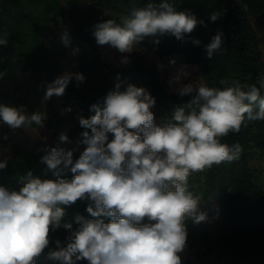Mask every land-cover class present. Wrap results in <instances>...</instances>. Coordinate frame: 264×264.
<instances>
[{"label": "clouds", "instance_id": "9594fccd", "mask_svg": "<svg viewBox=\"0 0 264 264\" xmlns=\"http://www.w3.org/2000/svg\"><path fill=\"white\" fill-rule=\"evenodd\" d=\"M222 15L214 11L209 18L215 22ZM121 19V23L113 19L97 23L92 34L98 45H110L122 54V65L130 63L127 54L145 37L167 34L183 41L185 34L204 23L188 10L178 11L169 0L133 7ZM222 36L217 32L205 46L209 59L221 49ZM61 40L69 46L67 31ZM192 42L200 44L198 39ZM7 44L6 36L0 38V46ZM4 74L0 72V77ZM188 75L181 69L169 84L176 85L179 96L191 99L159 124L150 110L155 98L147 89L129 84L121 91V83H116L102 104L90 106L94 115L79 118L86 130L77 145L86 147L78 159L73 160L75 149L60 146L69 142L61 133L57 145L41 157L45 174L51 172L55 179L28 171L20 177L19 191L0 186V264H36L45 249L48 259L61 264L83 260L89 264H182L180 254L188 236L185 221L200 224L208 218L200 210L202 195L189 188V176L214 164L238 161L240 144L229 146L221 138L238 133L245 120H264V71L254 84L224 79L222 88L209 87L202 77L184 83L182 78ZM73 78L78 84L85 80L82 73H64L47 85L42 104L64 95ZM46 119V111L29 114L23 105H0V123L12 130L43 127ZM6 167L7 159L0 160V169ZM66 171L73 174L71 180L65 178ZM78 200L91 201L86 208L91 218L77 214L74 220H65L64 206ZM58 229L68 234L63 242L55 239V248H50Z\"/></svg>", "mask_w": 264, "mask_h": 264}, {"label": "trees", "instance_id": "16d2710c", "mask_svg": "<svg viewBox=\"0 0 264 264\" xmlns=\"http://www.w3.org/2000/svg\"><path fill=\"white\" fill-rule=\"evenodd\" d=\"M159 3L160 0H127V15L133 7H144L147 3ZM178 11L188 10L197 20L204 21L197 24L190 34H185L183 41L174 36L163 35L145 37L139 44L148 52L170 64H193L197 67L200 77L209 87H224L221 80H239L242 84H254L260 72L264 71V61L261 59L255 30L250 23L253 17L259 27H264V0H169ZM42 13L48 15L61 8L60 0H37ZM17 7L16 15L11 6ZM222 11L223 15L215 22L210 20V14ZM68 18L72 25L73 38L87 43L94 48V25L116 18L95 19L88 11L71 4ZM30 24L31 29L27 27ZM34 18L22 12L21 0H3L0 8V38L6 36L7 46H0V72L5 73L0 80H5L17 86V73L21 67L27 66L38 57L44 68L51 75L57 71L48 57L43 55L42 42ZM217 32H222L221 49L211 59L207 57L205 46L211 42ZM159 43H154L155 40ZM198 39L199 45L192 41ZM29 45L36 47L30 51ZM175 61V63H172ZM78 73L85 76L82 83L73 78L66 87L62 97L71 108L70 114L75 119V126L66 135L68 138L82 137L86 129L79 124V118H89L94 115L90 106L103 103L109 91L114 90L110 78H117L127 84L139 85L148 90L155 98L153 112L166 120L170 118L174 108L188 103L191 96H179L175 91H169L167 82L159 76L158 68L153 64L145 65L138 59H133L122 67L112 66L99 57L90 60L79 67ZM124 89H121L123 91ZM264 96V89L261 90ZM8 101L7 93L0 89V104ZM48 128L59 137L60 130L55 123L54 115L49 117ZM90 132V129L87 130ZM222 143L229 146L239 143L242 152L240 159L224 162L206 169L203 179L201 173L189 176V188L196 193L202 192L205 208H209L213 196H217L226 216L229 232L222 235L220 242L226 260L220 264H264V190L254 184L248 159L252 149L264 150V120L247 121L242 124L238 133L230 132L221 138ZM57 144H53L55 147ZM61 146V145H60ZM63 147V146H61ZM49 149V150H50ZM43 152H33L14 148L10 156H0V160L7 159V167L0 169V186L19 191L23 186L20 177L28 171L33 176L42 179H55L51 172L45 174L46 165L41 163ZM75 161L76 159L73 158ZM72 173L65 172V178L71 180ZM89 200H78L71 206H64L65 220H74L77 214L91 218L86 211ZM105 222L108 219L105 218ZM75 226V225H74ZM68 233L58 229L52 234L53 242L50 248H55V239L62 242ZM48 249L36 258V264H61L60 261L47 258ZM182 264H190L182 254ZM77 264H89L87 260Z\"/></svg>", "mask_w": 264, "mask_h": 264}, {"label": "rangeland", "instance_id": "374dc122", "mask_svg": "<svg viewBox=\"0 0 264 264\" xmlns=\"http://www.w3.org/2000/svg\"><path fill=\"white\" fill-rule=\"evenodd\" d=\"M60 3V10L44 15L41 6L37 4V0H21V10L34 18V22L39 29L43 55L53 63L57 74H49L44 68L43 62L36 57L32 63L21 67L18 71L17 86L5 80H0V89L4 90L8 96V101L0 105L13 107L23 105L29 114L37 110L46 111L47 113V119L44 121L43 127L33 125L28 130L24 128L12 130L6 124L0 123V156H10L14 148L43 152L49 150L53 144H57L59 137H56L53 131L48 128L51 113L54 115L60 134H67L75 126L76 121L70 112L64 111L68 106L62 96H53L42 104L47 85L57 77L66 72L78 73L80 65L96 57L112 66H126L119 63L122 54L116 48L110 45H98L96 41L94 48H92L87 43L73 38L68 10L71 4H75L78 8L88 11L95 19L116 18L122 22L121 18L127 15V0H60ZM2 5L3 0H0V8ZM11 9L16 15L17 7L12 5ZM249 18L255 30L261 59L264 61V27H259L253 17L249 16ZM27 27L31 29L29 23H27ZM64 31H67L70 36V44L67 47L61 40ZM77 48L79 51H75ZM29 50L36 51V47L29 45ZM127 55L130 62L133 59H138L145 65H155L158 68L160 78L167 82L169 91H174L176 87V85H170L169 80L181 69L189 74L182 78L184 83H190L201 78L195 65L167 63L140 45ZM158 64H162L163 68L158 67ZM109 80L113 87L118 82L121 83V89H125L129 85L117 78L111 77ZM135 86L141 87L139 85ZM150 110L153 112V109ZM154 117L157 124L162 122L161 118L155 113ZM5 135H7V139H4ZM111 139L112 134H109V141ZM78 140H82V137L69 138V142L60 144L66 149H75L73 152L74 159H78L86 147L82 143L77 145ZM248 165L251 169L254 184L264 190V150L252 149ZM205 171L201 172V179H203ZM196 194L202 195L200 189ZM200 210L207 213V221L200 224H194L191 220L185 221L188 232L187 247L181 254L190 264L223 263L226 257L218 239L229 232V227L218 197H212L209 208H205L203 200H201ZM147 222V220L144 221V223Z\"/></svg>", "mask_w": 264, "mask_h": 264}]
</instances>
